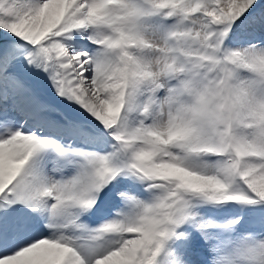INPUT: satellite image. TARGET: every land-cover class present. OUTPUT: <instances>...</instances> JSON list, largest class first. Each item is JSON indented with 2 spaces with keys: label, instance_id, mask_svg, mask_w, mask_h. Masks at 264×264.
<instances>
[{
  "label": "snow or ice",
  "instance_id": "obj_1",
  "mask_svg": "<svg viewBox=\"0 0 264 264\" xmlns=\"http://www.w3.org/2000/svg\"><path fill=\"white\" fill-rule=\"evenodd\" d=\"M0 264H264V0H0Z\"/></svg>",
  "mask_w": 264,
  "mask_h": 264
}]
</instances>
